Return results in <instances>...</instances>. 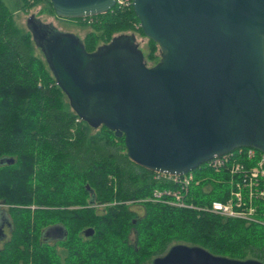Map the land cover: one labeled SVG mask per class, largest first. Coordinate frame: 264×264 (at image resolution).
<instances>
[{"label":"trees","instance_id":"trees-1","mask_svg":"<svg viewBox=\"0 0 264 264\" xmlns=\"http://www.w3.org/2000/svg\"><path fill=\"white\" fill-rule=\"evenodd\" d=\"M71 20L91 27L80 39L89 52L145 35L132 5ZM35 45L0 0V220L9 227L0 264H153L178 243L264 262L263 224L153 201L140 202V213L129 204L163 184L129 158L124 137L79 117ZM148 49L153 66L160 46L149 39ZM216 175L192 187L190 200H224ZM51 227L63 230L55 241Z\"/></svg>","mask_w":264,"mask_h":264},{"label":"water","instance_id":"water-1","mask_svg":"<svg viewBox=\"0 0 264 264\" xmlns=\"http://www.w3.org/2000/svg\"><path fill=\"white\" fill-rule=\"evenodd\" d=\"M50 1L58 17L76 19L117 0ZM133 8L160 46L154 66L125 36L89 52L74 34L29 20L79 117L124 137L129 158L153 172L184 174L242 147L264 152V0H134ZM153 264L264 262L178 243Z\"/></svg>","mask_w":264,"mask_h":264},{"label":"built area","instance_id":"built-area-1","mask_svg":"<svg viewBox=\"0 0 264 264\" xmlns=\"http://www.w3.org/2000/svg\"><path fill=\"white\" fill-rule=\"evenodd\" d=\"M133 1L117 0L116 6H133ZM203 165V171L211 170L215 174L223 175L218 181L223 184L219 191L224 200L213 199L206 204L190 200L192 187L199 186L203 179H208L203 174L198 176L195 169L184 174L155 171L154 177L163 187L156 188L150 197L128 203L134 205L146 201L162 202L264 225V152L242 147L223 155H215L200 167ZM208 187L211 188L209 185L203 186Z\"/></svg>","mask_w":264,"mask_h":264},{"label":"rangeland","instance_id":"rangeland-1","mask_svg":"<svg viewBox=\"0 0 264 264\" xmlns=\"http://www.w3.org/2000/svg\"><path fill=\"white\" fill-rule=\"evenodd\" d=\"M4 1L11 10L15 22L19 25V27H21L25 31L31 32L29 26L30 19L37 20L38 22L41 23L49 24V27L53 29L54 33H72L80 39H84L86 34L91 31V27L88 25L83 26L77 23L75 20L58 17L55 11L53 10L52 6L48 2V0H28L29 3L24 6H23L24 4L23 0H4ZM135 36L136 37L134 43L137 45V48H139L143 52L144 56H147L149 51L148 49L149 38L139 33H135ZM100 44L102 46L104 42H101ZM35 51L39 56L44 57L43 55L44 52L42 50V47H40L37 44L35 45ZM195 173L198 175V172L195 171ZM205 176L209 178H216L217 175L214 174L211 170H206L203 171V177ZM134 205L133 207L136 210H138L140 213L143 212V207L140 206V203ZM3 207L5 206L3 205ZM6 232L8 233L7 229ZM131 238L134 239V234H132ZM0 245H2L1 240H0Z\"/></svg>","mask_w":264,"mask_h":264},{"label":"flooded vegetation","instance_id":"flooded-vegetation-1","mask_svg":"<svg viewBox=\"0 0 264 264\" xmlns=\"http://www.w3.org/2000/svg\"><path fill=\"white\" fill-rule=\"evenodd\" d=\"M5 219V216L3 217ZM2 226H3V236L2 238H5V236L7 235L6 229L8 230L9 227L7 226V223L5 221L1 222ZM62 234L61 228L60 227H51L50 230L48 231V236L50 238V240H57L58 236H60Z\"/></svg>","mask_w":264,"mask_h":264}]
</instances>
